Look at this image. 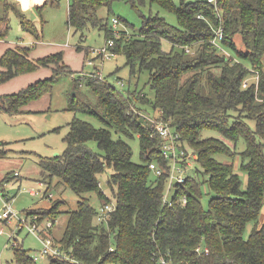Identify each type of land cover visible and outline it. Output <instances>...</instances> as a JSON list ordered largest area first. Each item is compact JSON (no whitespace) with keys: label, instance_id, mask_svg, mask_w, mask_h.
<instances>
[{"label":"trees","instance_id":"trees-1","mask_svg":"<svg viewBox=\"0 0 264 264\" xmlns=\"http://www.w3.org/2000/svg\"><path fill=\"white\" fill-rule=\"evenodd\" d=\"M111 1L72 0L67 24L74 31L87 24L104 30L105 39H114L111 50L123 54L131 69L137 65L140 72L148 73L153 97L136 90L121 92L96 73L73 78L75 92L68 108L74 116L66 148L57 156L38 158L49 177H57L77 196L61 237L52 238L68 258L48 256L49 263L264 264V0H181L178 5L172 0H149L173 12L177 25L150 15L138 34L126 37L121 31L119 38L96 13L102 6L110 10ZM19 17L23 29L32 33L25 17ZM218 28L223 29L220 46L212 43ZM4 32L0 28V37ZM236 36L243 49L236 46ZM164 40L171 45L169 50L162 47ZM29 55L26 46L7 48L0 57V82L62 61L59 54L38 60ZM61 68L72 72L65 64ZM54 73L52 80L61 74L55 67ZM51 79L1 96L0 110L20 113L25 104L52 89ZM81 85L88 87L93 102L78 95ZM136 103L150 105L158 115L153 118L178 132L180 147L186 143L197 154L193 173L168 190L171 206L163 203L168 173L158 176L148 167L154 161L168 170L160 151L162 139ZM77 112L93 115L102 127L76 117ZM204 128L215 129L221 137L203 138ZM112 132L119 136L114 138ZM135 134L141 163L132 160L131 147L122 139ZM240 139L244 148L238 150ZM90 141L102 153L92 149ZM4 155L1 151L0 157ZM108 168L106 185L113 210L94 224L99 210L89 194L105 200L100 207L111 204L99 185V176ZM240 170L247 175L245 187ZM182 196L184 205L178 200ZM62 203L56 200L44 212L26 216L36 226L46 219L51 226ZM249 222L253 225L244 237ZM13 248V264H36L21 245Z\"/></svg>","mask_w":264,"mask_h":264},{"label":"rangeland","instance_id":"rangeland-1","mask_svg":"<svg viewBox=\"0 0 264 264\" xmlns=\"http://www.w3.org/2000/svg\"><path fill=\"white\" fill-rule=\"evenodd\" d=\"M172 1L176 5L181 2V0ZM71 2L72 0H0V20L2 19L0 28L5 31L0 37V49L3 52L6 48L26 46L30 48L29 56L33 60L52 54L62 56V61L57 66L54 62H50L49 66H41L34 72L22 73L0 82L1 97L17 93L39 80L48 77L51 79V76L55 74L54 67L61 73L55 75V79H51L50 91L25 104L20 113L9 114L0 110V152L5 151V155L0 157V196L8 198L14 214L11 219L0 221V264H13V247L17 245H21L32 257L41 250L37 237L28 232L27 227H20L28 212L42 213L45 209H49L54 201H63L59 208L60 212L51 226L48 225L50 222L47 219L37 224L39 233L58 239L65 229L69 212L76 208V194L57 177H49L48 171L38 164L39 156L50 157L55 153L61 154L66 148L65 137L69 131V122L74 116V112L68 108L69 97L75 92L73 78L84 77L85 79L90 73H96L95 76L98 77L97 73H99L109 85L119 91L136 90L148 95L150 99L153 97L147 72H140L137 65L131 69L121 53L106 58L98 54V50L106 42L104 30L91 24H87L82 31H74L68 26V8ZM96 13L103 22H108V27L111 29L112 19L117 18L118 24L115 30L125 31L126 37L138 34L143 25V19L150 15L163 17L172 26L177 25L173 12L149 0H112L110 10L102 6L96 10ZM20 14L28 21L27 26L32 33L23 29ZM3 19L7 21V28ZM235 41L236 46L243 49L238 36L235 37ZM162 47L169 50L171 45L164 40ZM228 52L232 54V51L228 50ZM62 64L68 66L72 72H63ZM121 79L124 81V86L118 83ZM78 95L94 101L85 85L79 87ZM136 106L141 108L144 111L142 114L151 118V121L153 117L158 116L148 104L136 103ZM75 116L90 122L95 127H102L101 121L93 115L77 112ZM138 118L141 121L145 119L142 115ZM112 136L117 138L119 135L112 132ZM201 136L203 138L221 137L220 133L213 128H204ZM122 139L131 147L132 160L141 163L138 136L136 134L132 138L122 136ZM89 146L102 153L94 141H90ZM238 146V150L244 148L242 139L238 141ZM185 148L188 152H192L186 143ZM219 159L230 164L229 158L221 156ZM233 162L234 169L237 170L239 154H236ZM190 164L192 166L186 169L192 174L195 162L191 160ZM176 168L184 169L181 165ZM15 172L17 176H14ZM110 172L111 169L108 168L99 176V185L113 204L112 193L106 185V178ZM238 173L242 180V187H245L247 175L241 170ZM176 175L175 173L174 178L171 179L172 184L175 183ZM168 185L169 181L166 187ZM30 191L34 194H30ZM49 193L52 194L51 198L47 197ZM89 198L96 210H99L101 204L105 202L94 192L89 194ZM29 221L28 219L27 224L30 223ZM93 223L97 224L99 220L95 218ZM252 225V222L247 223L244 237L249 235ZM36 264L50 263L47 257H39Z\"/></svg>","mask_w":264,"mask_h":264},{"label":"built area","instance_id":"built-area-1","mask_svg":"<svg viewBox=\"0 0 264 264\" xmlns=\"http://www.w3.org/2000/svg\"><path fill=\"white\" fill-rule=\"evenodd\" d=\"M207 1L215 3L216 0H207ZM117 24H118V19L113 18L111 30H112V34L114 38H119L121 36V31L115 30V26ZM215 34L216 36L212 40V43L216 46H220V41L223 37V29L218 28L215 31ZM113 43H114L113 38L106 39L104 46L98 50V54L101 55L103 58L115 56L116 53L113 50H111V46L113 45ZM97 76L99 78H102L99 73H97ZM118 83L120 86H124V81L122 79L119 80ZM152 121H154V124H155V131L162 139L160 151L162 153L164 160L167 162L168 170H166L165 167L161 166L159 163L154 162V161L149 162L148 167L158 176L163 175L165 172L168 173L167 181H169V185L166 187V192L163 195V203L165 205L171 206L173 204V201L170 197H168V190L172 186L171 179L174 178V174L176 173L177 175L175 177L176 178L175 183H184L187 179V176L189 175L186 172H190V171H187L186 168H189L192 166L190 164V161L191 160L192 162L195 161L196 154H194L193 152H188L186 148L184 147L183 148L180 147V135L166 121L157 119V118H152ZM178 165L183 166L184 169L181 170L180 168H176V166ZM14 176H17L16 172L14 173ZM29 193L34 194L33 191H30ZM47 197L51 198L52 194L49 193ZM0 200L2 204V211L0 212V221L1 220L7 221L11 219V217L14 214L12 212V208H11L8 198L6 196H0ZM178 200L182 205L186 203L185 196L180 197ZM112 210H113L112 204H105L104 206L100 207L99 215L97 217L99 222H102L105 219V216ZM29 218L30 217L26 216L25 219L22 220L21 222L22 225L20 227H23V226L27 227L28 232L33 233L41 244V250L39 251L38 254L34 255L33 258L35 260H37L39 257L43 258V257H48V256L66 258L67 256H66L65 251L62 250L59 246L55 245L53 243L52 238L49 235L46 234V236H41V233H39L36 225L32 223L31 225L30 223L27 224ZM162 263L166 264V262L163 260H162Z\"/></svg>","mask_w":264,"mask_h":264},{"label":"crops","instance_id":"crops-1","mask_svg":"<svg viewBox=\"0 0 264 264\" xmlns=\"http://www.w3.org/2000/svg\"><path fill=\"white\" fill-rule=\"evenodd\" d=\"M1 42V41H0ZM4 49V48H3ZM7 49V48H6ZM5 49V50H6ZM4 52L2 51V49H0V57L2 56V54H3ZM1 69V68H0Z\"/></svg>","mask_w":264,"mask_h":264},{"label":"water","instance_id":"water-1","mask_svg":"<svg viewBox=\"0 0 264 264\" xmlns=\"http://www.w3.org/2000/svg\"><path fill=\"white\" fill-rule=\"evenodd\" d=\"M72 95H73V93H72ZM57 155H58V153H55V154H54V156H57Z\"/></svg>","mask_w":264,"mask_h":264}]
</instances>
